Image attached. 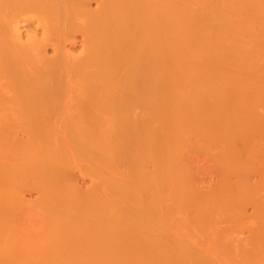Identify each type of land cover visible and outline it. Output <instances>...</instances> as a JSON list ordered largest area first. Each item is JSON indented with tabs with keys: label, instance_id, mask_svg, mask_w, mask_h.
<instances>
[{
	"label": "bare ground",
	"instance_id": "bare-ground-1",
	"mask_svg": "<svg viewBox=\"0 0 264 264\" xmlns=\"http://www.w3.org/2000/svg\"><path fill=\"white\" fill-rule=\"evenodd\" d=\"M255 163L264 0H0V264H264Z\"/></svg>",
	"mask_w": 264,
	"mask_h": 264
},
{
	"label": "rangeland",
	"instance_id": "rangeland-1",
	"mask_svg": "<svg viewBox=\"0 0 264 264\" xmlns=\"http://www.w3.org/2000/svg\"><path fill=\"white\" fill-rule=\"evenodd\" d=\"M256 164V163H255ZM252 164V165H250V167H251V170L250 171H246V172H242L241 173V175L242 176H244V177H249V178H251L252 179V181H254L257 185L256 186H258V187H256V191L255 192H253L252 194H250V195H245V196H242V198L240 199V201H241V203L243 204V205H247L246 206V208H247V211H248V213H250L251 212V209H250V207H248V206H250L249 204H251V203H254V202H258L259 200H261L260 198V195L262 194V193H264V190H262L261 191V189L259 190V188L261 187L262 189H264V180H262V178H264V172H261V171H264V165H262V163H260V164ZM262 165V166H261ZM78 181H80L79 182V184H81V185H84V184H82L83 182L81 181V179H79ZM258 188V189H257ZM262 196V200H264V194H262L261 195ZM261 200V201H262ZM253 201V202H252ZM262 203H258V205L260 206ZM258 205H257V207H258ZM262 206V205H261ZM261 206H260V208H261ZM262 207H264V206H262ZM208 210H209V207H208ZM258 210V209H257ZM260 210H262V208L260 209ZM262 211H264V210H262ZM209 213V212H208ZM210 215H211V213H209ZM208 214V215H209ZM209 218H210V216H209ZM243 226H246V225H243ZM209 228V227H208ZM242 229H243V227H241ZM245 228V227H244ZM242 229H237L238 231H236V232H234V234L232 233V237H233V235H235V234H237L238 232H241V231H243ZM246 229V228H245ZM209 230V229H208ZM247 230V229H246ZM209 232H211L210 230H209ZM209 232H208V234H209ZM244 233H243V235H246V233H247V231H243ZM239 234V233H238ZM242 234H241V236H243ZM228 236V235H227ZM229 236H231V234H229ZM229 236H228V238H229ZM237 235H235L234 237L235 238H238L239 236H240V234H239V236H237ZM209 237V236H208ZM211 237V236H210ZM231 237V238H232ZM230 239V238H229ZM209 240V239H208ZM226 239H224V241H225ZM231 240V239H230ZM227 241V240H226ZM211 243V242H210ZM210 246V245H209Z\"/></svg>",
	"mask_w": 264,
	"mask_h": 264
}]
</instances>
